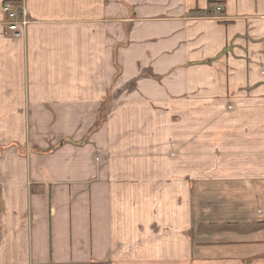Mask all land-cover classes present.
Masks as SVG:
<instances>
[{
	"label": "crops",
	"instance_id": "crops-1",
	"mask_svg": "<svg viewBox=\"0 0 264 264\" xmlns=\"http://www.w3.org/2000/svg\"><path fill=\"white\" fill-rule=\"evenodd\" d=\"M0 264H264V0H0Z\"/></svg>",
	"mask_w": 264,
	"mask_h": 264
},
{
	"label": "built area",
	"instance_id": "built-area-1",
	"mask_svg": "<svg viewBox=\"0 0 264 264\" xmlns=\"http://www.w3.org/2000/svg\"><path fill=\"white\" fill-rule=\"evenodd\" d=\"M217 11H220V6ZM3 12L6 16L4 24L7 27L8 34L13 38H22L24 30L30 23L24 7L22 5L14 7L9 3H5L3 4Z\"/></svg>",
	"mask_w": 264,
	"mask_h": 264
}]
</instances>
